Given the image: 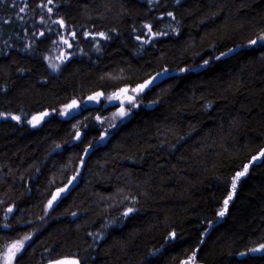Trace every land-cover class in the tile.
Returning <instances> with one entry per match:
<instances>
[{
  "label": "trees",
  "instance_id": "1",
  "mask_svg": "<svg viewBox=\"0 0 264 264\" xmlns=\"http://www.w3.org/2000/svg\"><path fill=\"white\" fill-rule=\"evenodd\" d=\"M260 36L264 0H0V264H264Z\"/></svg>",
  "mask_w": 264,
  "mask_h": 264
},
{
  "label": "rangeland",
  "instance_id": "2",
  "mask_svg": "<svg viewBox=\"0 0 264 264\" xmlns=\"http://www.w3.org/2000/svg\"><path fill=\"white\" fill-rule=\"evenodd\" d=\"M261 37L262 36L257 38L256 40L257 44L261 42V39H260ZM57 44L53 48H51L48 52L42 54L43 61L49 72L57 71L60 65L62 64V62L64 61L63 60L64 58L61 56V47L60 45H57ZM90 97H95V99H90ZM129 97H131V95L124 91L122 92L118 91L117 93L109 94L105 96L103 95L97 96V94H93L79 102H76L74 100L68 102L66 105L61 106V108L59 109V112L60 114L67 116V115L78 113L83 107L90 106L93 104H101L104 107L113 105L115 109L111 113L104 115L102 117V123L106 124L107 126L109 125L111 126L115 122H120V120H123L128 116L129 112L131 111V108L135 104V101L133 99L131 100V102H129V99H128ZM73 102H75V104ZM121 111H124L126 114L123 116L118 115V113H120ZM105 132L103 131L102 134L104 135ZM103 135L101 136L100 139H102ZM71 180L74 181L75 177L73 176ZM70 186H71L70 182H67L63 186L56 188L54 192L52 193V195L50 196V198L48 199L47 206H48L49 201L52 200L53 197L56 196L57 193H60L57 199L54 201L53 203L54 205L55 202H57V200L63 194L67 192ZM61 189H64V191L61 192L60 191ZM257 249H261V246ZM262 250L264 249H261L258 252H261Z\"/></svg>",
  "mask_w": 264,
  "mask_h": 264
},
{
  "label": "snow or ice",
  "instance_id": "3",
  "mask_svg": "<svg viewBox=\"0 0 264 264\" xmlns=\"http://www.w3.org/2000/svg\"><path fill=\"white\" fill-rule=\"evenodd\" d=\"M49 3H52V0H48ZM24 8H21L20 9V12H24ZM48 11L50 12L51 9H48ZM171 15V14H169ZM59 23L63 24V21H59ZM101 36H103L104 34L103 33H100ZM261 41H264V37H261L260 38ZM64 43H68L66 40L64 41ZM251 43L255 44L256 41H252ZM70 46V45H69ZM205 63H207V61H205ZM183 71V70H182ZM146 87V85H141L139 86V90L142 91L143 88ZM122 91L124 92H127L128 90L127 89H123ZM133 92H136L138 91V89H132ZM101 94H97V96H99ZM90 99H95V97H90ZM111 99V98H109ZM129 102H131L132 100V97H129ZM75 104V102H73ZM126 113L124 111H121L120 113H118V115L120 116H123L125 115ZM45 115H47V113H45ZM12 119H15V120H20V117L18 116H13ZM39 119L38 117H33V120L32 121H29V123H33V126H35V123H38L39 122ZM262 156H264V153H261ZM247 166H245L244 170L241 171V172H238L236 174V176L233 178L232 180V189H233V193L235 192V189H236V186H237V182L239 181V179L244 176L246 173H247ZM61 192L64 191V189H61L60 190ZM60 193H57L56 196L53 197L52 200L49 201L48 203V207L51 208L54 201L57 199V197L59 196ZM232 199V195L230 194L228 196V198L224 201V207L218 212V215L223 217L225 215V212L227 211V207H228V203L229 201ZM9 211H11V209H9ZM132 209H129V212H131ZM125 215H127V213H125ZM173 237H174V233L171 234ZM30 239V237H24V240H21V241H17L15 243H13L9 248H8V251H7V254H6V264H12V258H14L16 256L17 253H19L23 247H24V241L25 240H28ZM261 249H264V245H261ZM261 249H254V251H260ZM194 261H195V253H193L192 257L189 259V261H186L185 264H194ZM54 264H79V261H76V260H73V261H66V260H58V261H55Z\"/></svg>",
  "mask_w": 264,
  "mask_h": 264
},
{
  "label": "water",
  "instance_id": "4",
  "mask_svg": "<svg viewBox=\"0 0 264 264\" xmlns=\"http://www.w3.org/2000/svg\"><path fill=\"white\" fill-rule=\"evenodd\" d=\"M204 64H206V63L204 62ZM165 76H166V72H164V73H163L162 75H160L158 78H159V79H162V78L165 77ZM45 113H47V110L42 111V112L39 113L36 117L40 118V120H43V119H45V118L47 117V115H45ZM58 260L73 261V260H75V259L70 258V257H63V258H58V259H55V260H51V261H49V262H47V263H45V264H54V262H55V261H58Z\"/></svg>",
  "mask_w": 264,
  "mask_h": 264
},
{
  "label": "bare ground",
  "instance_id": "5",
  "mask_svg": "<svg viewBox=\"0 0 264 264\" xmlns=\"http://www.w3.org/2000/svg\"><path fill=\"white\" fill-rule=\"evenodd\" d=\"M89 150V149H88Z\"/></svg>",
  "mask_w": 264,
  "mask_h": 264
}]
</instances>
